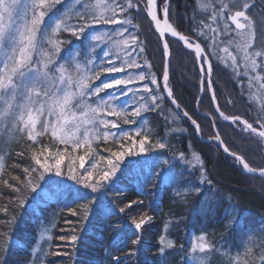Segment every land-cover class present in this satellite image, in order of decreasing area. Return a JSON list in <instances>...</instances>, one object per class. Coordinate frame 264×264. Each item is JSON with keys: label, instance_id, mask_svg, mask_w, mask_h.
Returning <instances> with one entry per match:
<instances>
[{"label": "trees", "instance_id": "trees-1", "mask_svg": "<svg viewBox=\"0 0 264 264\" xmlns=\"http://www.w3.org/2000/svg\"><path fill=\"white\" fill-rule=\"evenodd\" d=\"M70 2L71 0H64V3L53 9V14L63 13ZM170 3V25L180 35L194 39L204 47L202 39L198 40L196 34L203 30L211 35L207 27L210 18H204V11L196 0H170ZM249 12L257 22L256 31L260 36L262 27L258 22L262 19L260 15H264V0H254V6ZM162 13L159 11L160 18ZM128 19L132 23L126 27L139 37L145 48L141 56H136L135 52L132 56L142 67L148 65L146 70L154 73L162 83V38L146 13L142 17L133 11ZM202 20L204 25L198 27ZM78 21V17H72L68 22L75 24ZM116 27L118 26L108 25L104 30L111 35L110 30ZM93 34L91 29L79 38L68 31L57 33V38L62 41L58 59L65 62L68 51L75 49L80 57L77 62L82 67L89 59L102 60L103 52L111 49V43L107 40L93 41L90 38ZM127 37L128 33L125 32L123 38ZM165 40L170 42L167 58L169 87L181 108L176 109L170 101H166L163 112L142 111L141 117H135L136 123L124 124L123 118L118 117L109 119L119 120L123 129L139 128L142 135L136 139L138 141L143 135H147L150 143L146 147L164 138L165 149L155 148L145 155L155 156L160 153V160L170 162V165L163 167L167 171L172 166L174 179L161 178L154 182V186L152 183L146 184L144 170L140 165L133 167L131 163L139 158H127L123 170L117 173L119 179L115 188L101 189L95 194L99 197L97 210L95 214H90L88 221L80 222V209H77L80 212L77 216L68 211L69 207H76L73 197L77 189L85 191L82 186L72 185L71 182L60 186L53 180L42 182L35 193H29L25 189L29 203L21 212L18 203L12 199L19 198V194L8 185L19 187L21 183H27L24 168L34 166V153L41 154L46 149L41 155L43 159L49 153L54 154L58 149L67 148L62 165L66 167L69 156L75 158L84 155L85 149L72 151L70 145L55 144L50 133L38 137L40 143L28 141L26 136L20 135L15 138L0 137V156L4 157L3 167L0 168V221L12 220L14 216L16 218L13 224L0 223V232L8 231L12 234L8 250L4 253L7 264H117V261L119 264H190L193 255L200 257L201 264H236L237 259H246L244 252L248 247L252 248L253 255L260 254L261 246L264 245V177L244 173L237 160L217 145L215 137L218 135L223 146L230 153L241 157L249 167L262 169L264 138L246 130L242 124V121H247L258 131L262 130L258 123L261 116L246 98L230 69L209 56L213 71L209 78L202 79L195 52L175 38L165 36ZM91 49H94V53ZM121 55L123 56L122 53ZM74 67L73 65L71 69L73 75ZM139 71L140 69H126L131 74ZM106 75L122 74L101 73L99 79H93L91 83L99 84ZM145 83L147 81H135L130 87ZM213 95L216 98L214 102L211 99ZM88 99L91 101L95 97ZM139 103L137 97L127 106V111L130 113ZM185 111L199 124V133L191 120L183 116ZM220 112L228 116L229 120L233 117L240 119L236 123L224 120L219 115ZM120 143L127 146L129 142H116L112 139L107 142L103 139L96 141L92 144V156L97 160L100 155L109 157L111 151L121 150ZM181 152L184 153L183 159L180 157ZM88 160L91 162V157ZM88 166L86 163L85 167ZM75 167L83 172L79 169L78 160ZM98 168H106V163L100 161ZM32 178L35 179L34 173ZM42 190L48 194V198L41 199L36 204ZM5 207L8 209L7 213L2 211ZM105 207L111 208L114 214L104 215L101 210ZM122 207H125L124 213L119 212ZM149 216L152 219L143 224L140 230H136L133 219L139 221ZM73 229L77 231L74 232ZM71 235L78 236L74 245L68 240L58 239L60 236ZM137 235L140 240L133 244L132 240ZM201 235L204 236L203 242L209 247L204 253L199 250L193 253L192 240L200 243ZM48 236L52 239L48 240ZM161 237L165 241L171 240L172 247L161 244ZM33 249L36 250L35 255L32 254ZM57 252H67L69 255H55Z\"/></svg>", "mask_w": 264, "mask_h": 264}, {"label": "snow or ice", "instance_id": "snow-or-ice-1", "mask_svg": "<svg viewBox=\"0 0 264 264\" xmlns=\"http://www.w3.org/2000/svg\"><path fill=\"white\" fill-rule=\"evenodd\" d=\"M62 3L64 0H0V137L15 138L16 135H20L26 136L28 141L40 143L38 137L50 133L55 144L70 145L72 151L84 148V155L75 158L69 156V163L66 167L62 165L67 148L58 149L54 154L49 153L43 159L41 155L46 149L41 154L34 153L32 156L34 166L24 168L27 183H21L19 187L8 186L19 194V198L13 197L12 199L18 203L21 212L29 203L25 189L29 193H35L41 187L42 182L47 183L49 180H53L57 186L68 182L75 186H82L85 191L77 189L73 197L76 207H69L68 211L71 215L77 216L80 215L77 209H80L82 212L80 222H85L88 221L90 214H95L97 210L99 197L95 194L101 189L115 188L119 179L117 173L123 170L127 158H139L132 160L131 163L133 167L140 165L144 170L146 184L152 183L154 186V182L161 178L174 179L172 166H169L167 171L163 167L170 165V162L160 160V153L155 156L145 155L155 148L165 149L164 138L146 147L150 143L147 135H143L138 141L136 139L142 135L139 128L136 130L123 129L119 120L109 119V117H118L123 118L124 124L136 123L135 117H141L142 111L160 110L163 112L166 101H170L176 109L181 108L173 90L169 87L167 58L170 42L163 41L164 64L162 83H160L154 73L146 70L148 65L142 67L132 56L133 52L136 56H141L145 48L142 41H139V37L126 27L132 23L128 19L129 15L134 11L136 15L143 17L146 13L147 17L155 23L161 38L170 31L172 37H178L189 49H194L195 57L200 62L202 79L211 76L213 66L208 57L214 56L217 60L227 63L228 67L234 71H237L243 62L245 72L242 75L248 76L249 85L255 82L261 89H264V76L251 75L249 70L251 73H256L257 69L264 72V29L260 34V50H253L256 30L255 22L249 16L248 9L253 6L254 0L252 2L250 0H210L209 3L200 4V7L205 10L204 18L210 17L211 24L217 25V28H212L211 24L207 25L211 32L210 36L203 30L196 34L198 40L202 39L204 47L201 43L180 35L175 28L169 25L168 18L172 15L170 0H143V2L142 0H71L63 13L53 14V9ZM158 10L163 12L164 27H161ZM72 17H78V23L70 24L68 21ZM221 23L223 24L222 30L219 29ZM96 25L100 27H94ZM108 25L118 26L110 30L111 35L109 31L104 30ZM203 25L202 20L198 27ZM231 25H234V29ZM88 29L94 33L90 37L91 40L100 42L107 40L111 43V49L103 52V59L97 61L89 59L82 67L81 63L77 62L80 59L77 56V50L72 49L66 54V61L61 62L58 57L62 51V41L57 38V33L68 31L72 36L79 38ZM125 32L128 33L127 38H123ZM232 32H235V36L227 39V46L222 49L224 55L220 56L219 44L225 41H218L216 37H230ZM115 37L121 38L115 39ZM233 45L237 54L229 50ZM91 51L94 53V49ZM257 57L261 58V63L257 62ZM73 65L75 75L71 71ZM133 68L140 69V71L135 74L126 72V69ZM101 73L122 75H106L99 84H92L91 81L99 79ZM135 81H147V83L130 87ZM208 87H211L210 80ZM89 97H95V99L90 101ZM137 97L140 101L139 106L129 113L127 106ZM211 99L214 102L216 98L213 95ZM219 115L224 120H229L223 112ZM183 116L191 120L196 132L199 133L200 126L197 121L192 119L187 111L183 112ZM239 119V117H233L232 122L236 123ZM242 123L246 130L264 138V115L258 120L262 130L258 131L247 121H242ZM173 131L177 130L173 129ZM101 139L105 142L112 139L116 142L127 141L129 143L127 146L120 143L121 150L111 151L109 157L100 155L97 160L95 156H92V144ZM215 139L220 141L218 135ZM224 151L227 153L229 150L225 147ZM88 157H91V162ZM180 157L184 158L183 152L180 153ZM195 158L199 159L198 156ZM236 159L243 164L247 172L257 171L244 163L240 157L237 156ZM3 160L4 157L0 156V168L3 167ZM77 160L79 169L83 172L75 167ZM100 161L106 163V168H98ZM86 163L89 164L88 167H85ZM259 172L261 176H264V168L259 169ZM33 173L35 179L32 178ZM15 179L19 180V177ZM5 183L7 184V181ZM208 183L210 184L211 181ZM132 203H137V201H132ZM2 211L7 213V207ZM101 211L106 216L114 214L113 210L108 207ZM119 212L124 213L125 207L120 208ZM151 219L150 216L139 221L133 219L135 229L140 230L142 225ZM15 222V216L12 220L0 221L5 225ZM66 223H71V221H66ZM11 239L12 234L8 231L0 232V264H7L4 253L7 252ZM47 239L51 240L52 237L48 236ZM58 239L68 240L74 245L78 236H60ZM139 240L140 236L137 235L132 243L137 244ZM199 241L200 243L192 244L193 253L197 250L204 253L209 247L203 242V235L199 237ZM160 243L165 247H172V241H165L163 237ZM32 254H36L35 249ZM54 254L69 255L67 252ZM244 256L246 259H237L236 264H264V245L261 246L258 256L253 255L251 247L246 248ZM191 259L192 264H201L199 256L193 255ZM117 264H119L118 261Z\"/></svg>", "mask_w": 264, "mask_h": 264}, {"label": "rangeland", "instance_id": "rangeland-1", "mask_svg": "<svg viewBox=\"0 0 264 264\" xmlns=\"http://www.w3.org/2000/svg\"><path fill=\"white\" fill-rule=\"evenodd\" d=\"M196 2L198 4V6L200 7V4L209 3L210 0H196ZM250 2H252V0H250ZM253 6H254V3H253ZM253 6L251 8H253ZM251 8L248 9V14L254 20V22H255V25L254 26H255V30H256V25H257L256 23L257 22L253 18V16H251V13L249 12V10ZM202 10L205 11L204 9H202ZM210 11H211V9L209 8L208 9V12L210 13ZM157 14H158V18L162 21V19H163V13H162V18L159 17V10H158V13ZM260 16H262V19L258 22V24L261 25L262 29H264V15L261 14ZM209 24H211V19H210ZM154 25H155V23H154ZM155 27H156V25H155ZM211 27L212 28H217V25L211 24ZM231 27L234 29V25H231ZM219 29L220 30L223 29V24L222 23L219 25ZM260 31H262V30H260ZM258 35L259 34L256 31V40H255L254 45H253V50H256V51H259L260 50V39H261V35L260 36H258ZM231 36H235V32H232L231 35H230V37H223V36H217L216 37V39L218 41H220V40H224L225 41V43H220L219 44V50H220L219 51V55L220 56H223L224 55L222 49L227 46L226 41H227V39L231 38ZM209 43H210V41H209ZM229 50L232 51L233 54H237L236 51H235L234 45ZM212 57H213V59L215 61H217L218 63L222 64L223 66L227 67L228 69H230L232 71V73L234 74V76L238 80V83H239V85L241 87V90L244 91V93L246 95V98L255 107V109L257 110L258 114H260L259 116L264 115V89H261L259 87V84L258 83H255V82L252 85H249L248 84V76L242 75V73L245 72V69H244V66H243V62H241L238 70L237 71H234L232 68L228 67L227 63H225L223 61H220V60H217L214 56H212ZM257 62L258 63H261V58L260 57H257ZM249 74H251V75L259 74V75L264 76V72H260L259 69H257V72L256 73H251L250 70H249ZM202 89L203 88H201V90ZM229 121H232V120H229ZM47 198H48V194L44 190H42L39 193V197H38V199L36 201V204H38L41 199H47ZM193 243H195V239L192 240V244ZM189 262L191 264L192 261H189Z\"/></svg>", "mask_w": 264, "mask_h": 264}, {"label": "water", "instance_id": "water-1", "mask_svg": "<svg viewBox=\"0 0 264 264\" xmlns=\"http://www.w3.org/2000/svg\"><path fill=\"white\" fill-rule=\"evenodd\" d=\"M162 22H163V24H164V16H163V19H162ZM153 23V26H154V28H155V30L157 31V33L159 34V31L156 29V27H155V25H154V22H152ZM168 23H169V21H168ZM170 25V24H169ZM160 35V34H159ZM165 36H170V37H172L171 36V33L170 32H167V34L165 35ZM165 36L164 37H162V40L164 41L165 40ZM172 38H174V37H172ZM175 39H177L178 41H180L179 39H178V37H175ZM191 39V38H190ZM194 42H197L196 40H194V39H192ZM184 46H186L187 47V45H185L184 44V42L183 41H180ZM198 43V42H197ZM191 50H193L194 51V49H191ZM195 52V51H194ZM197 62H198V66H199V69H200V62L197 60ZM202 92H203V89L201 90V94H202ZM215 142L217 143V145L224 151V146H223V144H222V142H221V140L220 141H217L216 139H215ZM225 152V151H224ZM226 153V152H225ZM227 155H229V156H231L232 158H234L235 160H237L236 159V155H234V154H232V153H230L229 151L226 153ZM239 157V156H238ZM241 158V157H240ZM242 159V158H241ZM243 160V159H242ZM237 162L241 165V167L243 168V164L239 161V160H237ZM243 162H244V160H243ZM245 163V162H244ZM243 172L244 173H247V174H252V175H256V176H261L260 175V172H259V170H257L256 172H254V173H249V172H247V170L246 169H244L243 168ZM261 177H264V176H261Z\"/></svg>", "mask_w": 264, "mask_h": 264}, {"label": "bare ground", "instance_id": "bare-ground-1", "mask_svg": "<svg viewBox=\"0 0 264 264\" xmlns=\"http://www.w3.org/2000/svg\"><path fill=\"white\" fill-rule=\"evenodd\" d=\"M161 27H164V24H163V22L161 21ZM158 30V29H157ZM159 31V30H158ZM168 32H170V31H168Z\"/></svg>", "mask_w": 264, "mask_h": 264}]
</instances>
